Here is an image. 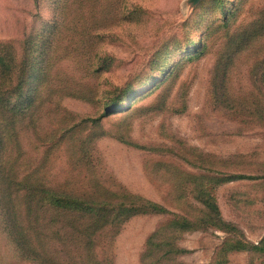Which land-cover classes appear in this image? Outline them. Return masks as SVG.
<instances>
[{
  "label": "rangeland",
  "instance_id": "1",
  "mask_svg": "<svg viewBox=\"0 0 264 264\" xmlns=\"http://www.w3.org/2000/svg\"><path fill=\"white\" fill-rule=\"evenodd\" d=\"M227 3L229 14L236 4L239 9L228 28L231 34L263 17L264 0ZM218 8L217 0H0V46L10 47L19 63L29 55L32 69L27 73L26 91L38 85L48 54L53 58L52 89L63 93L49 96L57 105L44 118L48 132L66 121L71 127L79 126L70 137H85L89 133L85 127L106 114L100 140L81 163L96 175L79 174L75 165L82 154L55 147L46 167L49 180L115 182L173 214L193 219L199 212L192 216L190 204L200 205L192 199L189 178L209 173L186 159L204 168L212 163L222 168L231 157L240 156L237 165L225 172L262 179L225 184L211 192L224 220L239 230L237 240L258 244L264 239V123L217 105L214 75L227 43ZM213 21L217 33L208 39L205 54L189 61L188 48L196 50ZM259 40L239 54L232 66L229 88L236 99L255 92L258 73L253 76L252 71L256 60L264 58V33ZM115 100L121 105L111 109ZM26 134L31 139L35 136ZM124 136L136 146L163 151L127 145L121 141ZM42 159L34 147L29 148L26 160L39 163ZM168 219L133 218L105 255L114 264H142L148 238ZM4 220L0 210V264H37L20 255ZM231 239L213 228L182 233L177 244L189 253L180 261L264 263L250 253L223 250Z\"/></svg>",
  "mask_w": 264,
  "mask_h": 264
},
{
  "label": "trees",
  "instance_id": "2",
  "mask_svg": "<svg viewBox=\"0 0 264 264\" xmlns=\"http://www.w3.org/2000/svg\"><path fill=\"white\" fill-rule=\"evenodd\" d=\"M217 2L223 22L221 30L227 38L214 75L217 105L237 116L258 119L264 123V58L256 60L252 71L253 76L258 73L255 92L244 99H236L230 94L229 88L230 72L237 56L256 45L264 33V12L263 17L250 26L231 34L228 28L239 10L236 9L238 5L229 14L227 0ZM215 24L216 21H213L208 26L203 42L195 51L188 48L186 53L190 57L189 61L205 54L208 39L217 33ZM9 48L0 46V210L9 235L22 257L32 258L37 264H114L112 258L105 253L126 223L139 216H168L167 222L161 224L148 238L142 264H184L180 258L189 252L178 246L180 235L210 228L231 235L232 239L225 242L223 250L229 249L230 253H250L264 259V239L258 244L237 240L239 230L224 220L211 192V188L225 184L262 179L253 174L225 172L237 165L235 160L240 156L231 157L222 168L214 163L210 168H204L185 158L193 167L206 169L209 173L189 178L192 199L200 205L197 208L190 204L192 216L196 210L199 212L193 219L173 214L164 206L130 193L115 182H101L99 178L92 179L90 184H84L83 179L76 184L68 179L49 180L46 167L51 164L50 155L55 147L59 151L66 147L67 152L72 155L82 154V158L76 159L77 171L79 174L86 171L91 177L96 175L86 163H81L88 160L89 149L94 148L100 140L102 120L106 114L93 120L92 126L87 124L90 127H85L89 131L85 137H70L79 126L71 127L66 121L60 128L49 133L44 126V118L57 105L55 100H49V96L63 93L52 89L53 58L48 54L38 85L35 89L26 91L27 73L32 69L28 68L29 55L24 54V61L19 63L16 53ZM6 49L9 51L6 52ZM120 105L121 102L115 100L109 107L117 109ZM27 132L35 136L27 138ZM121 141L136 146L126 136ZM30 147H34L43 158L39 163L26 160ZM136 147L145 151H163L161 147ZM198 159L201 163L206 161ZM223 261L219 263L224 264Z\"/></svg>",
  "mask_w": 264,
  "mask_h": 264
}]
</instances>
